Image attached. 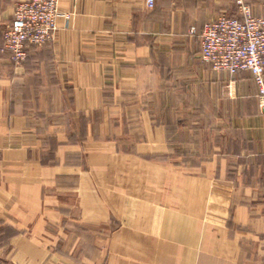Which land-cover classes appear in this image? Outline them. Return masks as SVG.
<instances>
[{"label":"crops","instance_id":"obj_1","mask_svg":"<svg viewBox=\"0 0 264 264\" xmlns=\"http://www.w3.org/2000/svg\"><path fill=\"white\" fill-rule=\"evenodd\" d=\"M20 1L0 0V264H264L260 88L201 58L235 1L60 0L70 18L16 65L2 45ZM109 121L144 137L126 193L105 175ZM185 135L192 160L151 156Z\"/></svg>","mask_w":264,"mask_h":264},{"label":"built area","instance_id":"obj_2","mask_svg":"<svg viewBox=\"0 0 264 264\" xmlns=\"http://www.w3.org/2000/svg\"><path fill=\"white\" fill-rule=\"evenodd\" d=\"M60 0H23L14 8L13 20L5 26L2 51L12 62L22 65L30 46L52 41L59 28ZM237 13L222 15L204 24L201 58L213 69L232 75L249 71L260 88L264 110V16L255 14L247 0H234ZM154 0H148L150 7ZM194 32V30H193Z\"/></svg>","mask_w":264,"mask_h":264},{"label":"rangeland","instance_id":"obj_3","mask_svg":"<svg viewBox=\"0 0 264 264\" xmlns=\"http://www.w3.org/2000/svg\"><path fill=\"white\" fill-rule=\"evenodd\" d=\"M254 10L256 13H264V8H256L254 7ZM202 62H205L207 63L206 61H204L202 59ZM218 71V70H217ZM171 99V98H170ZM174 101L173 102H170L168 104V111L169 113H171V111H176V102H175V98H173ZM164 109V107H163ZM120 121H109L110 125L108 127H106V136H105V139H106V142L108 141H117L116 144L117 146L114 148V147H110V146H107L106 145V162L108 161H114L113 163H116L118 166H119V170H118V167H117V170L118 172H116V168L115 169H111L110 168H106V172H105V175H106V178L108 176H113V173L114 175H119V177L122 179L121 181V187L122 189L120 190L121 193H126L127 191V178H128V161H129V155L130 154H137L138 156L139 153H132L130 151H134V145H136L135 142H137V140L139 139H143L144 137H135V136H127V135H114L113 136V132L116 131L114 130V126L119 123ZM123 122V121H121ZM126 123V126L128 124V121H124ZM114 124V126H113ZM124 124V123H123ZM185 126H186V129H189V126H191V122H188L187 120L185 121ZM123 131V129H122ZM174 139L177 138L176 137H173ZM185 139V144L184 146H182L181 150L180 151H174V152H170V153H167L166 155L164 154H155V155H151V156H154V158H159L160 156H167V158L169 159H176V158H184L185 160H192L193 157H194V152L193 151V146H192V138L191 136L189 135H185L184 137ZM202 139V138H201ZM203 140V139H202ZM142 156H148V157H151L150 155L148 154H142ZM141 157V156H140ZM144 159V158H142ZM191 170V169H190ZM113 189V185H109V184H106L104 185V190H112Z\"/></svg>","mask_w":264,"mask_h":264}]
</instances>
